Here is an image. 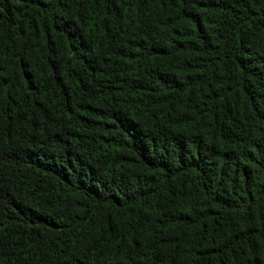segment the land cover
Masks as SVG:
<instances>
[{
    "label": "trees",
    "instance_id": "1",
    "mask_svg": "<svg viewBox=\"0 0 264 264\" xmlns=\"http://www.w3.org/2000/svg\"><path fill=\"white\" fill-rule=\"evenodd\" d=\"M0 264H264V0H0Z\"/></svg>",
    "mask_w": 264,
    "mask_h": 264
}]
</instances>
